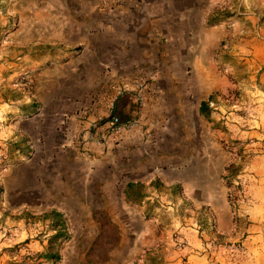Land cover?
<instances>
[{
    "label": "rangeland",
    "instance_id": "1",
    "mask_svg": "<svg viewBox=\"0 0 264 264\" xmlns=\"http://www.w3.org/2000/svg\"><path fill=\"white\" fill-rule=\"evenodd\" d=\"M200 5L204 17L193 20L187 36L192 49L177 52V58L188 53L191 57L189 65L176 67L177 76H183L176 86L182 92L185 122L165 127L162 138L176 140L184 159L172 166L156 162L152 170L159 177H151V166L140 163L145 158L131 155L135 147L127 146L121 175L105 169L102 160L90 166V184L103 189L94 206L59 211L55 207L66 203L65 194L87 185L88 168L78 158L81 154L91 158V152L82 148L83 131L67 136L81 89L69 75L74 67L58 70L55 64L81 56L88 36H67L62 48L55 49L53 41L43 50L39 33L31 32L37 20L30 13L44 5L0 0L2 259L56 264L66 250L76 263L82 262L81 257L105 262L123 235V264H161L168 247L182 250L185 243L179 246L176 241L185 240L183 227L194 222L207 237L206 248L220 253L225 264H264V0H210L206 8ZM134 81L145 84V110L149 79L136 76ZM108 85L89 90L79 111L100 109L107 119L111 96L124 91L122 86ZM128 90H133L130 82ZM201 101L207 104L203 111L198 109ZM137 121L126 129L139 133L135 140L151 145L161 138L156 128ZM99 153L103 155L104 149ZM186 181L201 184L210 194L197 196L201 203L192 199L191 204ZM127 182L141 187L127 196ZM76 198L83 201V196ZM50 210L61 214L63 235L49 244L54 220L45 214ZM16 222L20 225L8 226ZM101 222L105 225L97 237ZM20 235L25 238L16 241ZM30 239L42 243V248L30 249L26 245ZM46 251L57 258H45Z\"/></svg>",
    "mask_w": 264,
    "mask_h": 264
},
{
    "label": "crops",
    "instance_id": "2",
    "mask_svg": "<svg viewBox=\"0 0 264 264\" xmlns=\"http://www.w3.org/2000/svg\"><path fill=\"white\" fill-rule=\"evenodd\" d=\"M210 0H140L136 5L125 4L111 12L97 10V0H30L31 3H41L44 6L39 10H33L30 18L37 20L31 25L33 34L39 33V43L43 50L51 42L55 41V49L62 48L65 45V37L88 36L85 50L78 58L70 59L65 64L56 62L55 67L59 70L64 66L71 69L69 74L73 81L81 87L77 93L70 119L67 126V136H72L76 131H83L81 139L82 148L91 152V158L88 155L81 154L78 158L82 160L88 168L84 173L86 186L82 188L71 189L69 195L65 194V202L61 207H55V210H85L95 205L96 195L103 191L102 188H96L90 183L92 173L90 166L101 162L104 168L109 172H123V149L127 146H134L129 153L145 158L140 163L154 168L156 162H164L171 166L184 159V154L177 151L180 147L176 140L162 139L165 134V127L172 128L180 126L185 122L184 116L186 108L180 99L182 93L177 89V82L183 79V76L176 74V67H183L191 63L190 53L188 57L177 58V52L190 51L192 43L187 36L193 31V20H201L204 15L200 9V4L209 3ZM197 5V6H195ZM55 35V39H53ZM35 36V35H33ZM34 40L35 37L33 38ZM54 45V44H53ZM99 52L103 54H99ZM58 56V55H57ZM64 73L60 74L61 79ZM136 76H145L150 84L146 86V106L136 110L132 90L129 91V82L132 86ZM97 84V85H95ZM109 84V85H108ZM113 87L122 86L123 92L118 95H112L111 114L116 115L121 124L128 120L137 118L139 123L148 128L153 126L156 133L161 135L151 145L137 139L138 132L121 130L117 136L108 137L105 144L97 143L96 131L88 130L89 122L97 119L98 124H102L106 118L105 113L100 109H93L90 112L79 111V105L82 100L87 99L89 90H94L101 86ZM76 107V108H75ZM199 107V105H198ZM77 110V111H76ZM65 112L58 113L63 116ZM108 113V111H107ZM62 123L63 118L59 117ZM172 124H174L172 126ZM71 126V127H69ZM74 130V131H73ZM130 132V133H129ZM134 140V141H133ZM186 143V142H184ZM103 145V146H101ZM185 147L187 145H184ZM104 149L103 155H100ZM152 149V150H151ZM150 150V151H149ZM92 152H94L92 154ZM151 177H159V174L151 171ZM163 179L165 176H161ZM185 192L191 196L190 203H201L203 195H209L206 187L195 181H186ZM71 196V197H69ZM76 196H83L80 201ZM87 197V201L85 199ZM71 199L70 203L69 202ZM194 200V202L192 201ZM53 209V208H49ZM119 227L118 220H114ZM20 224L10 223L8 226L16 227ZM185 245L182 250H170L167 248V256H164L161 264H225L220 253L209 251L206 246V236L201 233L200 228L194 222L185 224L184 227ZM254 230V229H253ZM152 237V236H151ZM25 237L20 235L18 240ZM154 238V237H153ZM156 239V238H155ZM167 239V238H166ZM164 240L168 242V240ZM14 241V240H13ZM35 240H29L26 245L30 249L37 250L42 248V243L37 244ZM251 240H248V244ZM5 243L0 239V249ZM108 260L105 262L85 261L76 263L73 255H68L66 250L59 254V262L56 264H123V235H121L118 245L109 252ZM11 257V256H10ZM13 258V257H11ZM9 256L7 259H0V264H26L12 261ZM184 258V259H183ZM247 264V263H245Z\"/></svg>",
    "mask_w": 264,
    "mask_h": 264
},
{
    "label": "built area",
    "instance_id": "3",
    "mask_svg": "<svg viewBox=\"0 0 264 264\" xmlns=\"http://www.w3.org/2000/svg\"><path fill=\"white\" fill-rule=\"evenodd\" d=\"M140 0H97L96 4L99 10L105 11V12H111L119 7H122L125 4L128 5H136L139 3ZM133 87V97H134V103L137 110H140L144 103H145V97L143 94L145 84L142 81H134L132 83ZM120 91H117L119 93ZM112 99L108 104V118L102 122V124H98L97 121H91L87 125L88 130H94L96 131L99 129V125L101 128L99 129L97 133V143L99 144H105L107 142L109 135H115L119 133L121 130L126 129H132L135 124H137V118H134L132 120L126 121L124 124H121L119 118L116 115L111 114L110 110L112 108ZM184 240L177 239L176 244L179 246L184 245Z\"/></svg>",
    "mask_w": 264,
    "mask_h": 264
},
{
    "label": "trees",
    "instance_id": "4",
    "mask_svg": "<svg viewBox=\"0 0 264 264\" xmlns=\"http://www.w3.org/2000/svg\"><path fill=\"white\" fill-rule=\"evenodd\" d=\"M206 105L207 104H206L205 101H201L199 103V107H198L199 111H203L206 108ZM140 187H141V185L139 183H137V182H135V183L127 182L125 184V193H126L127 196L130 195V192L133 193V194H135V193H137V191H138V189ZM60 216H61V214L59 212L55 211V210H50L49 212H47L45 214V217H49V218H52L54 220V223L52 224V226H53L52 229L54 230V233L49 238V241H48L49 244L52 243V242H54V239H56V238H58V237H60V236L63 235V232H62L63 225H62V221L60 219ZM57 225H59V229H56V226ZM104 225H105L104 222H101V230H100L101 232L98 234L97 237L102 236V231H103ZM112 240L115 241L116 239L114 238ZM44 257L45 258H53V259H56L57 258V255H56V253L50 254L48 251H46L44 253Z\"/></svg>",
    "mask_w": 264,
    "mask_h": 264
}]
</instances>
